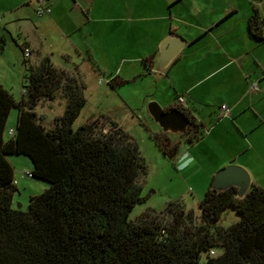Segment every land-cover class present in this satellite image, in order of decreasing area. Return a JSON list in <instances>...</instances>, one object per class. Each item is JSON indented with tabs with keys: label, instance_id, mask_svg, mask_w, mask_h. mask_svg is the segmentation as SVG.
<instances>
[{
	"label": "trees",
	"instance_id": "trees-1",
	"mask_svg": "<svg viewBox=\"0 0 264 264\" xmlns=\"http://www.w3.org/2000/svg\"><path fill=\"white\" fill-rule=\"evenodd\" d=\"M247 29L253 39L264 41V17L256 6ZM144 61L148 67L150 59ZM27 68L22 101L0 83V264H264L262 187L252 184L238 197V188L217 190L212 180L198 203L199 225L180 200L161 212L169 218L166 223L153 209L129 219L133 208L145 201L140 179L147 165L136 139L106 115L73 128L86 104V87L77 70L74 76L57 69L49 57ZM107 83L115 89L125 81L116 76ZM58 93L65 109L48 128L35 108ZM13 108L14 134L5 138ZM175 108L189 120L184 133L190 128L188 142H193L201 123L185 108ZM156 138L164 154L174 159L179 143L167 133ZM9 156L28 157L32 177L49 184L30 197L28 211L13 207L18 188ZM228 208L239 219L223 227L219 222ZM216 248L222 252L211 255ZM202 252L208 253L203 263Z\"/></svg>",
	"mask_w": 264,
	"mask_h": 264
},
{
	"label": "crops",
	"instance_id": "crops-1",
	"mask_svg": "<svg viewBox=\"0 0 264 264\" xmlns=\"http://www.w3.org/2000/svg\"><path fill=\"white\" fill-rule=\"evenodd\" d=\"M13 1L4 29L17 24L24 60L28 48L32 65L49 57L57 69L82 66L107 81L142 82L163 110L181 107L177 96H184L182 108L201 128L197 139L185 142L189 148L178 151L177 166L184 154L195 157L182 171L202 173L204 190L228 166L243 168L250 187L264 189V41L247 29L252 0H48L51 13L42 17L33 0ZM169 36L184 44L159 73L160 45ZM222 105L229 116H220Z\"/></svg>",
	"mask_w": 264,
	"mask_h": 264
},
{
	"label": "rangeland",
	"instance_id": "rangeland-1",
	"mask_svg": "<svg viewBox=\"0 0 264 264\" xmlns=\"http://www.w3.org/2000/svg\"><path fill=\"white\" fill-rule=\"evenodd\" d=\"M252 1V4L264 13V0ZM13 3V0H0V17L2 19L0 34L8 32L5 33V42L0 39V83L19 102L26 98L24 95L27 85L25 73H28L27 66L30 61L22 58L18 44L21 41V37H19L20 33L18 32L17 24L13 23L12 29L8 28L9 31L4 29L10 19L7 12L14 10ZM3 43H5V46ZM2 46L4 47L3 50L1 49ZM55 60H57L56 57ZM64 71L74 76H76L75 72L78 73L77 76L86 87V104L73 124L74 129L85 124L92 117L106 115L129 132L138 143L140 154L147 165V173L140 179L142 183L141 195L145 198V201L133 208L129 214V219H137L147 209L155 210L156 214L160 216L169 202L180 200L186 210L193 211L194 222L199 225L200 212L198 203L204 197L206 191L204 187L207 182H203L204 175L202 173L190 176V171L179 169L177 159H169L161 150L156 136L163 135L165 132L161 130L159 124L150 116L148 111V105L151 102L158 104L159 102L150 100V97H147V90L144 87L141 88L142 82L117 85L114 90L108 85L105 78H102L103 80L100 82L101 77L96 78L93 73L89 74L85 67L81 66L78 68L76 66L75 68L74 66L70 70ZM64 109L65 100L61 97V93H58V97L53 101L42 100L36 106L35 111L39 116L43 117L44 125L49 128L53 125L54 118L63 114ZM16 120L17 109L13 108L8 118L5 138H9L8 132L14 128ZM182 122L183 120H180L177 124ZM190 130L188 128V133L184 134H168L173 141H181L179 155L189 148L185 142H188L187 136ZM9 161L14 166L18 188L13 195V207L28 211L30 197L43 193L48 189L49 184L33 177L21 176L22 172L31 171V161L28 157L9 156ZM160 219L163 223L169 221V218L165 216H160ZM238 219L239 216L236 211L228 208L223 213L219 224L223 227H228L237 222ZM221 252V248H216L211 250V255L216 256ZM207 255V252L201 253V263L205 262Z\"/></svg>",
	"mask_w": 264,
	"mask_h": 264
},
{
	"label": "water",
	"instance_id": "water-1",
	"mask_svg": "<svg viewBox=\"0 0 264 264\" xmlns=\"http://www.w3.org/2000/svg\"><path fill=\"white\" fill-rule=\"evenodd\" d=\"M184 44V40L178 36H169L160 45L158 57V72L162 73L165 67L174 59ZM150 116L159 124L163 132L167 134H183L190 125L187 117L177 108L163 110L159 104L151 102L148 105ZM183 120L180 124L178 121ZM234 186L238 188V197H243L250 187L248 173L239 166H228L219 170L213 179V187L224 190Z\"/></svg>",
	"mask_w": 264,
	"mask_h": 264
},
{
	"label": "built area",
	"instance_id": "built-area-1",
	"mask_svg": "<svg viewBox=\"0 0 264 264\" xmlns=\"http://www.w3.org/2000/svg\"><path fill=\"white\" fill-rule=\"evenodd\" d=\"M33 4H34V13L36 16L42 17V16L49 15L51 13V6L49 5L48 0H33ZM0 22H1V19H0ZM23 54H24L25 58H29L31 55V52L28 48H24ZM261 71H262V74L264 75V66L261 68ZM102 80L103 79L101 78L100 82ZM252 87L254 89H258L257 85H255V84ZM177 104L181 107H184L186 105L185 97L184 96H177ZM221 110H222V112L220 114L221 117H227L230 115V108L228 106L222 105ZM8 134L10 136H12L14 134V130L10 129ZM21 176L32 177V174L30 171L26 170V171L21 173ZM16 183H17V181L15 180L14 184H16Z\"/></svg>",
	"mask_w": 264,
	"mask_h": 264
},
{
	"label": "clouds",
	"instance_id": "clouds-1",
	"mask_svg": "<svg viewBox=\"0 0 264 264\" xmlns=\"http://www.w3.org/2000/svg\"><path fill=\"white\" fill-rule=\"evenodd\" d=\"M186 158H178L179 163L178 167L183 170L185 167L195 164V157L191 156L190 154H184Z\"/></svg>",
	"mask_w": 264,
	"mask_h": 264
}]
</instances>
